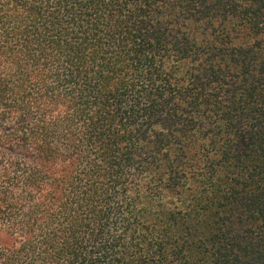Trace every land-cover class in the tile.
Here are the masks:
<instances>
[{
    "label": "trees",
    "instance_id": "obj_1",
    "mask_svg": "<svg viewBox=\"0 0 264 264\" xmlns=\"http://www.w3.org/2000/svg\"><path fill=\"white\" fill-rule=\"evenodd\" d=\"M0 264H264V0H0Z\"/></svg>",
    "mask_w": 264,
    "mask_h": 264
}]
</instances>
